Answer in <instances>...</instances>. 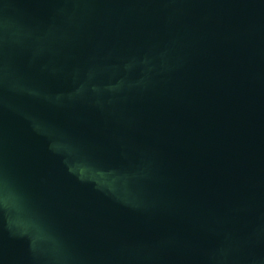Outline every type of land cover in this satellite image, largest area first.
I'll return each instance as SVG.
<instances>
[{"label":"water","instance_id":"1","mask_svg":"<svg viewBox=\"0 0 264 264\" xmlns=\"http://www.w3.org/2000/svg\"><path fill=\"white\" fill-rule=\"evenodd\" d=\"M0 264H264V0H0Z\"/></svg>","mask_w":264,"mask_h":264}]
</instances>
